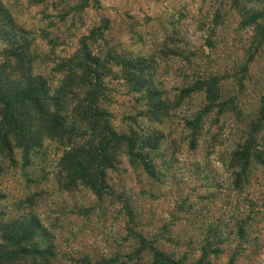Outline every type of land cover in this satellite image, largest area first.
<instances>
[{
  "label": "rangeland",
  "instance_id": "1",
  "mask_svg": "<svg viewBox=\"0 0 264 264\" xmlns=\"http://www.w3.org/2000/svg\"><path fill=\"white\" fill-rule=\"evenodd\" d=\"M83 43L109 72L112 129L154 139L137 148L152 174L120 148L98 196L65 189L53 140L27 161L0 150V221L35 222L56 264H264V0H0L10 79L27 55L53 91ZM253 124L262 164L240 176Z\"/></svg>",
  "mask_w": 264,
  "mask_h": 264
},
{
  "label": "trees",
  "instance_id": "2",
  "mask_svg": "<svg viewBox=\"0 0 264 264\" xmlns=\"http://www.w3.org/2000/svg\"><path fill=\"white\" fill-rule=\"evenodd\" d=\"M31 61L27 55H17L16 65L11 68L13 79L6 74L7 68L0 71V150L7 157L18 148L22 160L27 161L45 139L53 140L63 148L59 170L64 174L65 189L79 184L98 196L107 190L106 172L114 169L120 148L131 163L142 160L144 169L152 174L148 160L137 148H153L154 139L138 145L135 135L118 134L112 129L111 116L101 107L106 100L103 79L109 72L105 73L84 43L72 58L58 66L64 75L53 91L45 78L33 74ZM137 72L134 70L133 79L138 78ZM200 84L213 104L218 98L217 83L210 79ZM259 128L253 124L233 155L242 171L240 176L245 175L251 162L262 164L254 138ZM34 227L33 221H0V264H56L51 248L34 243Z\"/></svg>",
  "mask_w": 264,
  "mask_h": 264
}]
</instances>
